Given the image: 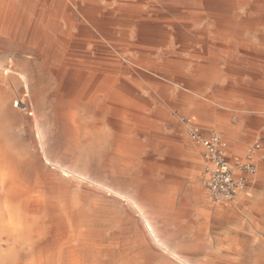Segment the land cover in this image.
Masks as SVG:
<instances>
[{
    "label": "rangeland",
    "instance_id": "1",
    "mask_svg": "<svg viewBox=\"0 0 264 264\" xmlns=\"http://www.w3.org/2000/svg\"><path fill=\"white\" fill-rule=\"evenodd\" d=\"M62 1L70 6L69 13L75 14L73 38L83 45L80 48L67 44L66 58L72 63L87 62L100 67L109 60L107 52L98 47L103 43L109 51L124 56V67L109 68L118 81L123 80L129 86L133 96L126 101L111 99L107 103L109 109L90 99L69 100L60 89L63 74H54L38 49L20 39L0 37V62L13 59L20 70V74L12 72L16 77L9 81L11 87L0 86V128L6 141L24 154L35 150L41 145V118L53 157L125 189L128 196L137 199L140 212L154 223L171 249L196 245V253L185 250L194 259L226 255L254 264L258 259L255 250L264 248V67H250L252 61L240 52L237 44L229 49L204 42L184 45L176 37L173 24L190 23L186 32L194 34L204 32L208 20L164 0H152L155 6L150 9L145 6L144 10L156 15L157 22L166 23L165 29L172 33L166 41L161 34L154 35L149 43L136 42L133 32L127 39H121L125 26H114L112 35L107 24L99 29L79 7L94 3L102 8L103 14L118 15L121 11L115 0L24 2L48 5ZM83 25H89V32L80 33ZM246 39L259 41L252 35ZM216 59L238 60L241 65L225 67L223 62L219 67L193 65L195 60ZM23 75L28 77L29 84ZM3 79L4 73H0L1 84ZM65 108L76 114L77 131L67 126L62 115ZM118 121L132 126L127 138L131 151L126 158L129 168L125 181L112 178L108 172L121 168L115 150ZM228 121L230 124L226 125ZM193 124L200 126L205 135H222L231 162L239 161L235 156L238 148L243 149L239 156L243 157L245 151L249 153L260 144V153L253 161L258 172L249 176L246 188L235 201L216 204L211 199L205 185V150L190 135ZM258 193L262 195L260 201L253 199ZM90 195V199L99 201L105 213L126 212L116 202L96 193ZM203 209L214 213L208 223L201 215ZM131 211L145 226L140 213L133 208ZM205 224L210 228L209 238L197 237ZM132 227L131 221L125 233L129 239L135 233ZM188 227L189 231L183 229ZM252 227L257 228L261 238L250 231Z\"/></svg>",
    "mask_w": 264,
    "mask_h": 264
},
{
    "label": "bare ground",
    "instance_id": "2",
    "mask_svg": "<svg viewBox=\"0 0 264 264\" xmlns=\"http://www.w3.org/2000/svg\"><path fill=\"white\" fill-rule=\"evenodd\" d=\"M24 1L26 0H0V37L20 39L38 49L50 64L52 72L63 74L60 89L69 100L90 99L102 103L103 109H109L107 103L111 99L130 100L133 94L129 86L123 80L118 81L120 79L116 73L109 68L124 67L122 54H114L103 43H99L100 50L107 52V64L93 67L87 62L72 63L66 58L67 44L80 48L83 45L80 43L81 39L77 42L73 38L75 14L69 13L70 6L64 1L48 5ZM115 1L116 8L121 11L118 15L115 12L103 14L102 8L94 3L79 7L99 29L108 25L111 35L114 34V26H125L121 39H127L130 32L135 34L136 42L139 43H149L151 37L157 34H161L165 41L169 39L172 32L165 29L166 23L157 22L156 15L144 10L145 6L149 9L155 6L152 0ZM164 1L208 20L209 26L205 31L194 34L186 32L190 23L173 24L176 37L184 45L204 42L229 49L237 44L240 52L252 61L250 67H264V0ZM45 7L49 10L42 11ZM87 27L80 26V33L89 32ZM249 35L259 41H248L246 37ZM222 62L219 59L195 60L193 65L219 67ZM15 63L13 59L6 63L0 62V73H4L0 86L11 87L9 81L16 77L12 72L20 74ZM223 63L225 67L241 65L238 60ZM169 64L167 61L166 66ZM23 76L28 83V77ZM12 84L16 86V82ZM29 95L32 96V92ZM62 115L67 126L77 131L76 114L65 108ZM40 122L41 145L27 154L14 149L6 141L3 128H0V264H245L238 258L226 255L212 259H194L185 250L196 253V245L171 249L164 243L154 223L140 212L137 199L128 196L125 189L53 157L47 145V134L42 128L41 118ZM118 122L115 150L121 168L108 172L112 178L125 181L129 168L126 158L131 151L127 138L132 126ZM228 124L229 121L226 125ZM242 152L243 149L236 150L237 160L248 162L249 154L252 161H255L260 150L251 153L245 151L246 154L239 157ZM238 172L240 171L237 174ZM91 193L122 205L126 212H103L99 201L89 198ZM132 208L140 213L145 226L133 214ZM201 211L208 223L214 213L206 209ZM131 221L135 233L129 239L125 233L129 230ZM183 229L190 230L189 227ZM250 231L258 235L256 227H252ZM209 235L210 228L205 224L197 237L206 239ZM255 251L258 259L254 264H264V248L258 247Z\"/></svg>",
    "mask_w": 264,
    "mask_h": 264
},
{
    "label": "built area",
    "instance_id": "3",
    "mask_svg": "<svg viewBox=\"0 0 264 264\" xmlns=\"http://www.w3.org/2000/svg\"><path fill=\"white\" fill-rule=\"evenodd\" d=\"M190 135L205 150L204 155L207 162L205 185L213 202L224 204L235 201L239 192L246 188L249 176L258 172L251 155L248 156V162H231L226 154L228 144L222 135L218 133L205 135L200 126L196 124L191 126ZM259 148L260 144H256L253 151ZM238 170L241 176H238Z\"/></svg>",
    "mask_w": 264,
    "mask_h": 264
},
{
    "label": "crops",
    "instance_id": "4",
    "mask_svg": "<svg viewBox=\"0 0 264 264\" xmlns=\"http://www.w3.org/2000/svg\"><path fill=\"white\" fill-rule=\"evenodd\" d=\"M258 195H259L258 197H254L253 199L256 200V201H258V200H259V201L262 200V195H260L259 193H258ZM263 202H264V201H263Z\"/></svg>",
    "mask_w": 264,
    "mask_h": 264
}]
</instances>
